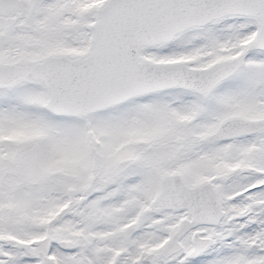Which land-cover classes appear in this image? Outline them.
<instances>
[{
    "label": "snow or ice",
    "instance_id": "obj_1",
    "mask_svg": "<svg viewBox=\"0 0 264 264\" xmlns=\"http://www.w3.org/2000/svg\"><path fill=\"white\" fill-rule=\"evenodd\" d=\"M0 264H264V0H0Z\"/></svg>",
    "mask_w": 264,
    "mask_h": 264
}]
</instances>
